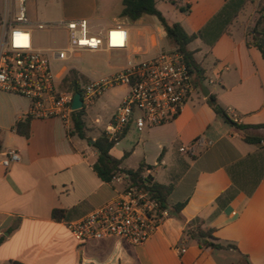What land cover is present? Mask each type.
<instances>
[{
	"label": "crops",
	"instance_id": "obj_1",
	"mask_svg": "<svg viewBox=\"0 0 264 264\" xmlns=\"http://www.w3.org/2000/svg\"><path fill=\"white\" fill-rule=\"evenodd\" d=\"M41 1L32 0L30 26L86 19L90 32L97 36L124 26L128 48L102 50L126 59L117 72L130 60L155 57L174 48L155 16L134 22L122 18L124 0H48L55 13H47ZM13 2L0 0V13L11 14ZM262 3L264 0H157L158 10L170 23H179L189 35H196L188 49L206 70L207 79L174 121L142 132L130 126L111 150L113 157L124 159L123 164L139 153L140 164L151 167L146 170L147 178L173 187L169 204L186 203L182 219H165L139 246L114 238L80 245L66 226L121 192V184L103 182L94 171L98 154L91 144L111 123L128 88L121 86L124 91L103 128L98 126L100 118L91 124L86 121L91 132L97 133L88 137L92 138L88 145L84 139L70 136L59 118L33 119L30 137L19 135L16 124L28 114L31 102L0 90V159L10 151L20 154V161L9 167L0 163V264H238L237 251L212 250L185 235L186 225L196 218L215 228L221 243L236 245L251 264H264V128L238 127L264 125V58L250 32ZM70 70L55 73L59 87ZM211 96L231 121L230 111H234L238 122L217 114ZM198 139L206 146L193 154L181 152ZM249 157L253 159L248 168L236 170L235 177L241 174L246 189L259 182L252 191L238 190L231 168ZM123 164L122 168L133 169ZM235 189L231 198L219 201ZM55 211H63V218L56 219ZM182 247L187 248L185 254L177 251Z\"/></svg>",
	"mask_w": 264,
	"mask_h": 264
},
{
	"label": "built area",
	"instance_id": "obj_2",
	"mask_svg": "<svg viewBox=\"0 0 264 264\" xmlns=\"http://www.w3.org/2000/svg\"><path fill=\"white\" fill-rule=\"evenodd\" d=\"M13 1L11 14L0 13V90L23 96L31 102L26 117L59 118L69 131L76 111L87 112L108 87L125 86L128 93L105 130L110 140H117L130 126L142 132L146 127L174 121L197 88L183 56L172 48L155 57L130 60L123 70L109 79L82 81L83 104L80 110H75L76 93L60 89L52 59L67 61L82 51L124 50L129 45L128 30L117 25L105 36H97L91 34L86 19L70 20L63 23L68 31V47L42 51L34 47L26 0ZM46 25L39 23L37 27L44 29ZM210 83L214 81L210 80ZM230 115L238 122L234 111H230ZM205 146L206 142L198 139L182 147L181 152L193 154ZM19 161L17 151H10L5 159H0L5 167ZM125 177L119 174L112 183L122 185ZM170 216L169 208H164L149 189L130 186L85 217L66 222V226L80 245L91 240L114 238L139 246ZM177 251L185 254L187 248Z\"/></svg>",
	"mask_w": 264,
	"mask_h": 264
},
{
	"label": "trees",
	"instance_id": "obj_3",
	"mask_svg": "<svg viewBox=\"0 0 264 264\" xmlns=\"http://www.w3.org/2000/svg\"><path fill=\"white\" fill-rule=\"evenodd\" d=\"M260 16L256 23V26L250 31L254 37V42L257 48L261 51L262 56L264 58V33L262 29H264V3L261 4L260 7ZM149 15L155 16L161 26L163 27L164 31L166 32V37L170 44L177 49V51L183 56L184 62L187 65L190 74L192 75L194 84L196 87H202L207 79L206 70L202 67L201 64H198L194 58V53L188 49V45L192 42V40L196 37V35H189L181 24L179 23H170L164 15L158 10L157 8V0H124L123 1V10L121 13L122 18H126L132 22L141 19L142 17ZM89 83L91 80L86 78L84 75L80 74L76 70L72 69L63 79L60 89L62 91H69L74 93H81V83ZM216 98L214 96L210 97V104L214 108L215 112L219 115L224 116L228 121H231L228 117L225 110L215 104ZM86 111L80 110L76 111L73 115V127L71 130L68 131L70 136H77L80 139H87L90 142L92 138H88V132L91 131L87 125L85 120ZM31 117H24L20 119L16 124V132L24 136L26 138L30 137L31 132ZM234 123L233 121H231ZM239 128H264V125H256V126H244L238 125ZM127 130V129H126ZM125 130V132H126ZM125 132L120 135L117 140H110L107 136L105 131H101L99 136L92 142L91 146L97 151L98 158L97 162L94 164L93 169L98 175V177L106 183H112V180L115 176L122 174L125 175L124 183V190L130 186H143L149 189L154 196L159 199L164 208H169L171 212V216H175L177 218L182 219L181 212L186 206V203H178L175 205L169 204V196L172 192V186H165L156 182H152L145 177V173L147 169H151L149 165L145 162H142L137 169H126L122 168L123 160L124 159H117L112 156L111 150L116 145L117 141L122 138ZM247 141H251V139L246 138ZM257 142H261V139H253ZM3 149L2 141L0 140V154ZM127 156V155H126ZM125 156V157H126ZM253 157H249L245 160L238 162L237 164L233 165L231 168L234 184L240 189H246L245 183H243L241 174L238 175V179L235 177V171L238 169L248 168L247 165L249 161H251ZM258 180L254 182V187L252 189L246 190H254V188L258 184ZM249 184V183H248ZM237 190L230 191L224 197H221L219 201L222 203L226 201L228 198H231ZM63 211H55L54 217L56 219H62L64 216ZM216 229L213 227L206 226L205 221L196 218L192 222L186 225L184 233L186 236L197 240L201 246L210 248L212 250H235L240 255V260L238 264H251L247 255L241 253L237 246L231 243H221L219 239L215 236Z\"/></svg>",
	"mask_w": 264,
	"mask_h": 264
},
{
	"label": "rangeland",
	"instance_id": "obj_4",
	"mask_svg": "<svg viewBox=\"0 0 264 264\" xmlns=\"http://www.w3.org/2000/svg\"><path fill=\"white\" fill-rule=\"evenodd\" d=\"M47 6V13H55L57 10L52 9V1L44 0ZM41 1L40 5L43 6ZM32 4V0H28L26 3L27 14L29 13V8ZM53 5H55L53 3ZM32 9V7H31ZM44 8H40L43 11ZM29 18V14H28ZM33 35V43L35 48H42L44 50H54V49H65L68 47V34L64 24L49 23L44 29H39L37 25H31ZM93 35V33H91ZM51 56L52 53H49ZM126 64V59H122L117 53H110L106 51L97 52H79L67 61H56L52 59V68L54 73L60 74L64 70H76L80 74L84 75L90 80H100L109 79L112 74L120 70L122 66ZM123 88L121 86L108 87V89L95 101V104L87 111L85 120L88 124L94 122L97 118H100L98 126L103 128L106 125V118L111 115L115 108V101L117 97L123 93ZM110 97L113 100H110ZM97 133L88 132L89 136H95ZM86 145L89 144V140H82ZM142 160L139 153L133 155L124 162V166L128 168H137ZM159 167H152V169H158ZM156 175L154 170L153 176ZM121 191L124 190V186L119 185Z\"/></svg>",
	"mask_w": 264,
	"mask_h": 264
},
{
	"label": "water",
	"instance_id": "obj_5",
	"mask_svg": "<svg viewBox=\"0 0 264 264\" xmlns=\"http://www.w3.org/2000/svg\"><path fill=\"white\" fill-rule=\"evenodd\" d=\"M262 32L264 33V29H262ZM263 46H264V41H263ZM205 92L204 95L208 96V89L206 87H204ZM82 100H81V94L80 93H76L75 97H74V101H73V108L75 110H80L82 108ZM151 178H148V180H150Z\"/></svg>",
	"mask_w": 264,
	"mask_h": 264
}]
</instances>
